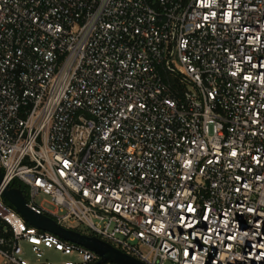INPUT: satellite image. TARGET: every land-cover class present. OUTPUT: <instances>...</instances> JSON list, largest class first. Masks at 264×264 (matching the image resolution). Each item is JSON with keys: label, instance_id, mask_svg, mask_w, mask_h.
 <instances>
[{"label": "built area", "instance_id": "1", "mask_svg": "<svg viewBox=\"0 0 264 264\" xmlns=\"http://www.w3.org/2000/svg\"><path fill=\"white\" fill-rule=\"evenodd\" d=\"M0 171L144 264H264V0H0Z\"/></svg>", "mask_w": 264, "mask_h": 264}, {"label": "water", "instance_id": "2", "mask_svg": "<svg viewBox=\"0 0 264 264\" xmlns=\"http://www.w3.org/2000/svg\"><path fill=\"white\" fill-rule=\"evenodd\" d=\"M0 191L2 197L13 206L16 214L26 225L96 254L100 259L95 264H144L96 237L64 228L52 218L37 213L28 206L24 190L20 187L15 188L10 184H6L1 171Z\"/></svg>", "mask_w": 264, "mask_h": 264}, {"label": "rangeland", "instance_id": "3", "mask_svg": "<svg viewBox=\"0 0 264 264\" xmlns=\"http://www.w3.org/2000/svg\"><path fill=\"white\" fill-rule=\"evenodd\" d=\"M29 198L30 195L27 191V200ZM35 201L40 207L49 212H55L56 210L48 196L40 194L36 197ZM6 214H10L14 218L21 220L15 211L5 204L2 198L0 217L12 228V225L4 218ZM72 228L87 232L83 226L74 225ZM36 237H39V234L36 233L34 228L30 227L27 228L25 235L18 239L15 257L22 264H88L89 262L90 254L80 246L76 245L72 250L64 251L63 244L65 241L55 236H43L40 243H35L32 238ZM143 250L146 252L145 249Z\"/></svg>", "mask_w": 264, "mask_h": 264}, {"label": "trees", "instance_id": "4", "mask_svg": "<svg viewBox=\"0 0 264 264\" xmlns=\"http://www.w3.org/2000/svg\"><path fill=\"white\" fill-rule=\"evenodd\" d=\"M20 184L19 183H14L13 187H19ZM23 188V187H22ZM5 204L10 207L12 210H14L13 206L8 203L4 198H3ZM15 211V210H14ZM16 213V212H15ZM25 226L27 228H30L28 225L25 224ZM0 236H3L5 238H7L8 240L13 238V230L11 228V226L0 217Z\"/></svg>", "mask_w": 264, "mask_h": 264}, {"label": "bare ground", "instance_id": "5", "mask_svg": "<svg viewBox=\"0 0 264 264\" xmlns=\"http://www.w3.org/2000/svg\"><path fill=\"white\" fill-rule=\"evenodd\" d=\"M4 218L14 227L16 228L18 231L23 230L24 225L22 223L21 220H18L17 218H14L12 215L10 214H6L4 215Z\"/></svg>", "mask_w": 264, "mask_h": 264}]
</instances>
